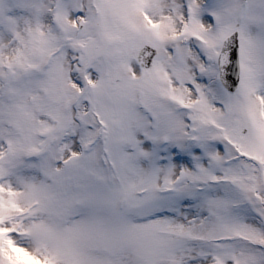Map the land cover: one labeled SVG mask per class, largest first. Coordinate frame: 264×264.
Masks as SVG:
<instances>
[{"label": "snow or ice", "instance_id": "obj_1", "mask_svg": "<svg viewBox=\"0 0 264 264\" xmlns=\"http://www.w3.org/2000/svg\"><path fill=\"white\" fill-rule=\"evenodd\" d=\"M0 264H264V0H0Z\"/></svg>", "mask_w": 264, "mask_h": 264}]
</instances>
